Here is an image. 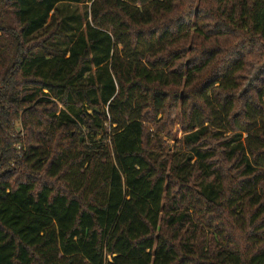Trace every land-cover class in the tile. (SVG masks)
I'll return each mask as SVG.
<instances>
[{
	"label": "trees",
	"instance_id": "obj_1",
	"mask_svg": "<svg viewBox=\"0 0 264 264\" xmlns=\"http://www.w3.org/2000/svg\"><path fill=\"white\" fill-rule=\"evenodd\" d=\"M0 264H264V0H0Z\"/></svg>",
	"mask_w": 264,
	"mask_h": 264
},
{
	"label": "rangeland",
	"instance_id": "obj_2",
	"mask_svg": "<svg viewBox=\"0 0 264 264\" xmlns=\"http://www.w3.org/2000/svg\"><path fill=\"white\" fill-rule=\"evenodd\" d=\"M71 8H68V10H70L72 13L75 10L78 14L81 15L84 7L79 6V7H71ZM257 73H258V68H255L253 70V72H251L250 81L253 80L254 76H256ZM159 120H161V116H158L153 124H150L147 126L149 129V132L155 133L154 132V125L157 124ZM170 123H171L170 137L161 138V143L165 147H168L169 152H172L174 150V147L177 144V142L180 141L182 139V136H183V134L181 132V128H180L181 120H180L179 114L172 113L171 117H170ZM14 134H15L14 136L17 139L18 138L22 139L24 137L23 130L18 125H16V132Z\"/></svg>",
	"mask_w": 264,
	"mask_h": 264
}]
</instances>
